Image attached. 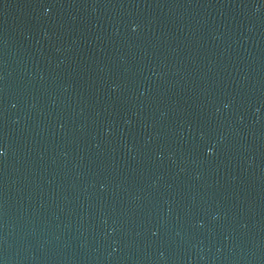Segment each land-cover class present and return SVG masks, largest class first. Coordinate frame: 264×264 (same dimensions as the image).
<instances>
[{
	"label": "water",
	"instance_id": "1",
	"mask_svg": "<svg viewBox=\"0 0 264 264\" xmlns=\"http://www.w3.org/2000/svg\"><path fill=\"white\" fill-rule=\"evenodd\" d=\"M0 264H264V0H0Z\"/></svg>",
	"mask_w": 264,
	"mask_h": 264
}]
</instances>
